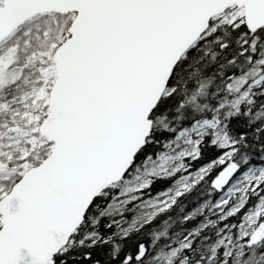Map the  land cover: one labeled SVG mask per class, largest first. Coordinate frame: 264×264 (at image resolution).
<instances>
[{"label":"snow or ice","instance_id":"snow-or-ice-1","mask_svg":"<svg viewBox=\"0 0 264 264\" xmlns=\"http://www.w3.org/2000/svg\"><path fill=\"white\" fill-rule=\"evenodd\" d=\"M0 264H264V0H0Z\"/></svg>","mask_w":264,"mask_h":264}]
</instances>
